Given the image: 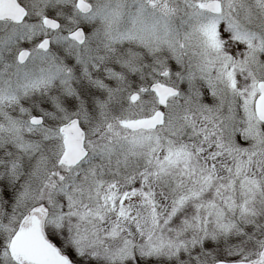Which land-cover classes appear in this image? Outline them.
<instances>
[{
    "label": "snow or ice",
    "instance_id": "snow-or-ice-1",
    "mask_svg": "<svg viewBox=\"0 0 264 264\" xmlns=\"http://www.w3.org/2000/svg\"><path fill=\"white\" fill-rule=\"evenodd\" d=\"M0 264H264V0H0Z\"/></svg>",
    "mask_w": 264,
    "mask_h": 264
}]
</instances>
